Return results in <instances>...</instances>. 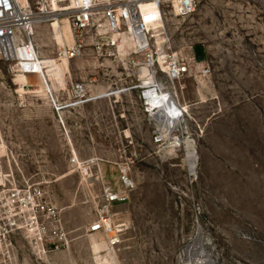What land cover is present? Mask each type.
<instances>
[{"label": "rangeland", "instance_id": "obj_1", "mask_svg": "<svg viewBox=\"0 0 264 264\" xmlns=\"http://www.w3.org/2000/svg\"><path fill=\"white\" fill-rule=\"evenodd\" d=\"M60 21L63 43L50 22L38 28L42 58L52 60L44 75L26 80L0 56V189L42 187L68 241L15 232L0 264H264V0H200L189 17L167 12L152 29L206 67L168 83L188 117L161 142L143 111L134 47L105 33L100 48L90 35L68 58L60 49L73 45L72 29ZM129 161L136 188L115 206L121 238L111 245L89 227L103 185Z\"/></svg>", "mask_w": 264, "mask_h": 264}, {"label": "built area", "instance_id": "obj_2", "mask_svg": "<svg viewBox=\"0 0 264 264\" xmlns=\"http://www.w3.org/2000/svg\"><path fill=\"white\" fill-rule=\"evenodd\" d=\"M199 4L200 0H0V56L13 63V69L19 73L40 75L42 66L52 60L42 58L37 43L38 28L64 16L69 20L74 43L68 47L63 45L60 54L68 58L83 53L90 35L100 48L103 43L98 40L105 33L129 38L134 53L139 56L133 69L144 79L139 85L143 111L155 126L154 140L161 142L165 131L185 124L188 117L185 107L174 100L168 83L181 79L193 67L203 71L206 67L193 56L166 49L150 32L167 12L189 17ZM160 74L165 75L168 82L159 78ZM43 78L48 86L50 76ZM73 91L81 98L87 96L82 82H77ZM49 92L60 110L54 94ZM70 162L76 164L79 160L74 156ZM132 163L120 165L118 181L103 185L98 216L89 227L92 233H104L111 245L119 243L121 238L122 225L117 222L115 206L127 202L136 188L131 175ZM19 231L31 234L39 243L53 240L56 245H63L68 241L58 206L40 186L0 189V259H11L12 236Z\"/></svg>", "mask_w": 264, "mask_h": 264}, {"label": "bare ground", "instance_id": "obj_3", "mask_svg": "<svg viewBox=\"0 0 264 264\" xmlns=\"http://www.w3.org/2000/svg\"><path fill=\"white\" fill-rule=\"evenodd\" d=\"M162 22V21H161ZM163 23V22H162ZM53 26V31L55 33V35L57 36V38H59V42L63 43L66 39V32H64V30L62 29V26H61V21L59 19H56L53 24H51ZM69 33V32H67ZM115 35H118V34H115ZM152 37H154L153 33H152ZM136 38V37H134ZM155 38V37H154ZM124 41L128 44H131L133 46V42L129 39V38H125ZM42 72L44 74V68H45V65L42 66ZM40 73V74H41ZM21 76L27 80V75L25 73H21ZM21 79V78H20ZM172 125H170L169 129L172 128ZM188 141V140H187ZM192 143V142H191ZM189 143H186V145H188ZM196 152V151H195ZM195 152L194 150H190L189 153H186L188 154V163H189V168H190V171L191 172H194L197 168V157L195 155Z\"/></svg>", "mask_w": 264, "mask_h": 264}]
</instances>
